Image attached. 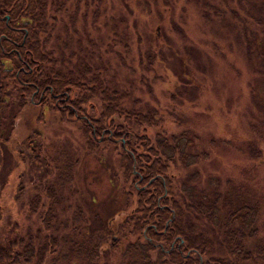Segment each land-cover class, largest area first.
Instances as JSON below:
<instances>
[{
  "label": "trees",
  "instance_id": "trees-1",
  "mask_svg": "<svg viewBox=\"0 0 264 264\" xmlns=\"http://www.w3.org/2000/svg\"><path fill=\"white\" fill-rule=\"evenodd\" d=\"M10 1L11 26L19 30L11 31L7 37L11 46L19 48L12 52L9 70L4 71L0 65V119L3 112L10 110L9 103L18 112L33 105L38 108V121L47 110L53 122L58 121V127L70 124L73 139L86 152L111 150L112 155L106 156L117 160L124 207L109 219L106 225L109 235L107 239L103 235L102 244L95 232L80 231L77 217L73 219L75 211L66 217L69 206L65 205L61 190L56 191L54 185L43 180L45 172L42 175L32 172V166L42 161L38 156L42 144L37 155H32L29 144L24 150L29 154L27 162L32 176L26 196H20L25 165L22 157H18L21 152L16 154L14 178L10 182L6 176L0 186V192L5 186H12L15 196L14 218L4 212L0 203V264H264L262 200L241 183L228 181L221 188L215 178L201 189L194 185L197 173L178 177L179 170L209 160V154L195 151L200 138L192 131L180 134L163 131L159 112L131 98L132 85L119 83L116 78L119 69L129 68L125 57L116 50L132 53L123 41L125 38L115 33L113 18L104 16L105 8L104 43H97L93 28L99 23L100 13L95 4L101 0ZM194 1L198 6L201 0ZM174 2L119 0L127 16L144 18L145 24L156 20L152 46H145L143 57L135 48V58H129V62L146 63L143 68L148 72L153 71V66L166 70L168 55L179 65L178 70L174 68L178 74L173 73L197 93L208 73L198 63L200 67L196 69H204L200 79L201 72H193L190 64L197 63L193 59L203 55L191 47H179L165 34L157 38L163 26H174L170 16ZM208 3L206 0L200 3L204 19L216 16L226 21L225 27L237 34L236 42L243 44L247 58L264 61L263 51H252L253 42L242 27L238 28L237 12L232 10L226 18L220 8ZM3 4L4 0H0V6ZM78 5L85 9L79 19L80 29L75 26L80 12ZM247 5L250 12L240 22L246 26L251 20L253 40L257 37L262 40L264 0H250ZM90 21L93 27L91 24L87 29ZM118 23H123V19ZM179 26L175 23L172 31L183 35ZM4 42L9 43L2 39L0 46ZM213 47L214 54L225 55L216 44ZM113 60L119 66H113ZM179 97L168 96L171 100ZM172 112L167 115L177 122L174 119L178 117ZM150 130L154 131L152 140L147 136ZM31 138H26V142L32 143ZM250 142L248 159L259 165L264 159L263 146L255 139ZM43 162L50 165L46 159Z\"/></svg>",
  "mask_w": 264,
  "mask_h": 264
},
{
  "label": "rangeland",
  "instance_id": "rangeland-1",
  "mask_svg": "<svg viewBox=\"0 0 264 264\" xmlns=\"http://www.w3.org/2000/svg\"><path fill=\"white\" fill-rule=\"evenodd\" d=\"M201 1L198 6L194 0L174 2L170 16L173 22L180 24L179 27L185 35L172 31L175 23L174 26L166 24L160 30L161 33L158 30L157 35L160 38L161 34H165L166 38H170L179 47H191L194 52L203 55V58L193 59L197 63L190 64L193 72H201L198 77L200 79L204 75V69L198 71L196 66L201 65L207 69L208 75H204L207 78L202 79V89L197 91L198 94L192 86L173 73H177L175 69L178 70L179 65L173 63L176 61H172L168 55L166 70L153 66V71L148 72L143 68L146 63L141 61L139 65L137 62H129V58H135V48L139 50L140 57H143L145 46H152L156 20L145 24L144 18L127 16L119 0H101L95 4L100 20L93 28L94 37L97 43H104L102 25L105 8L104 16L113 18L115 33L125 38L123 41L129 45L128 50L132 53L127 55L124 51L116 50L122 58L125 57L126 67L129 68L119 69L116 75L119 83L132 85L131 98L139 100L143 107H153L159 112L163 131L180 134L190 130L200 138L196 141L195 151L209 154V160L199 161L193 168L179 170L178 177L186 178L194 172L197 173L198 179L194 185L201 189L206 188L209 181L215 178L219 179L221 188H225L228 181L243 184L262 200L264 222V159L258 165L248 159L247 155L251 139L257 140L258 145L262 144L264 149V61L247 58L243 44L240 46L236 42L237 34L225 27L226 21L222 22L216 16H211L210 19L206 17L205 20ZM206 1L210 6L220 8L226 18L231 16L232 10L237 12L235 22L238 28L242 27L246 31L248 40L253 42L251 50H259L260 53L263 51L264 54V38L261 40V37H257L253 40L251 32L254 31V25L251 20H248L246 26L240 22L246 20V13L250 12L247 5L250 0ZM78 9L80 12L75 26L80 29L82 23L79 19H82L85 9L79 5ZM120 19H123V23H118ZM214 44L225 55L214 54ZM112 64L119 66L117 60H113ZM176 94L180 96L178 99L168 98ZM198 97L199 100L195 101ZM9 105L10 110L3 112L0 119V186L6 176H9L10 182L14 178L12 169L16 164V154L21 152L18 157H22L25 165L21 176L23 190L20 196L24 198L27 190L31 188L28 183L32 176L27 162L29 154L24 149L30 144L33 148L32 155H37L38 146L42 144V153L38 154L42 161L37 166H32V172L36 175L45 172L43 180L54 185L56 191L61 190L65 205L69 206L66 217L69 218L75 211L73 219L77 217L79 230L95 232L94 235H99L102 244L103 235L106 239L109 235L106 226L109 219L124 207L123 196L119 191L122 178L117 160L113 156H106L112 155L111 150L105 149V152L96 154L86 152L73 139L74 130L70 124L58 127V121L53 122L47 110L42 112V119L38 121V108L33 105L24 106L19 112L15 105ZM167 112L177 115L178 118L174 121L179 124L171 121L172 117ZM153 134L154 131L150 130L148 138L152 140ZM30 136L32 143L25 140ZM43 159L49 161L50 165L47 166ZM12 192V186H5L0 192V203L4 212L14 218L12 207L15 205L12 204V199L15 196ZM78 211L81 212L80 215Z\"/></svg>",
  "mask_w": 264,
  "mask_h": 264
},
{
  "label": "flooded vegetation",
  "instance_id": "flooded-vegetation-1",
  "mask_svg": "<svg viewBox=\"0 0 264 264\" xmlns=\"http://www.w3.org/2000/svg\"><path fill=\"white\" fill-rule=\"evenodd\" d=\"M11 13V1L4 0L3 6H0V41L4 39L5 41L9 42L8 44L4 42L3 46H0V65L3 67L2 69L4 71H7L11 68L12 52L19 48L16 45L11 46L10 40L7 37V34H10L11 31L19 30L11 26Z\"/></svg>",
  "mask_w": 264,
  "mask_h": 264
}]
</instances>
